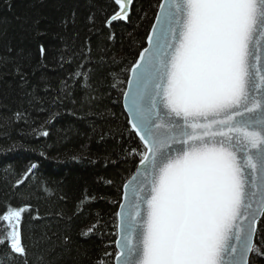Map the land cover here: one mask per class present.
<instances>
[{"label": "snow or ice", "instance_id": "6c2138e0", "mask_svg": "<svg viewBox=\"0 0 264 264\" xmlns=\"http://www.w3.org/2000/svg\"><path fill=\"white\" fill-rule=\"evenodd\" d=\"M132 4L108 0L110 40L118 24L132 23ZM156 8L125 78L113 76L135 146L130 178L117 189L118 252L103 255L116 264H254L264 257V0H160ZM38 47L43 59L46 46ZM90 54L86 41L65 86L91 87ZM37 219L28 204H0V264H32L41 245L55 253V233L34 236ZM100 227L78 235L90 239ZM59 239L72 243L67 227ZM39 264L51 262L40 256Z\"/></svg>", "mask_w": 264, "mask_h": 264}, {"label": "trees", "instance_id": "16d2710c", "mask_svg": "<svg viewBox=\"0 0 264 264\" xmlns=\"http://www.w3.org/2000/svg\"><path fill=\"white\" fill-rule=\"evenodd\" d=\"M158 2L134 0L132 23L118 24L110 40L104 25L108 0H0V204L30 205L40 218L33 221L34 236L56 234L55 253L34 247L32 264L40 256L51 264H97L100 258L114 264L103 254L116 253L117 189L131 175L128 151L135 144L113 76L125 78L123 69L136 58ZM37 30L43 35L36 37ZM86 41L91 87L71 80L65 86L83 62L77 53ZM39 43L47 49L43 59ZM29 172L31 178L18 186ZM86 194L94 199L75 215ZM97 220L98 233L78 235ZM66 227L72 243L65 248L59 238ZM254 264H264V257Z\"/></svg>", "mask_w": 264, "mask_h": 264}, {"label": "water", "instance_id": "95a60500", "mask_svg": "<svg viewBox=\"0 0 264 264\" xmlns=\"http://www.w3.org/2000/svg\"><path fill=\"white\" fill-rule=\"evenodd\" d=\"M134 1V0H133ZM124 109V108H123ZM124 112H125V109H124ZM130 178V177H129ZM120 202H123V201H120ZM118 223H119V218L117 217V225H118ZM119 238V229H118V227H117V237H116V240ZM115 248H116V251L118 252V248L115 246ZM114 264H116V262H115V259H114Z\"/></svg>", "mask_w": 264, "mask_h": 264}, {"label": "bare ground", "instance_id": "6f19581e", "mask_svg": "<svg viewBox=\"0 0 264 264\" xmlns=\"http://www.w3.org/2000/svg\"><path fill=\"white\" fill-rule=\"evenodd\" d=\"M121 99H122V97H121ZM122 103H123V100H122Z\"/></svg>", "mask_w": 264, "mask_h": 264}]
</instances>
